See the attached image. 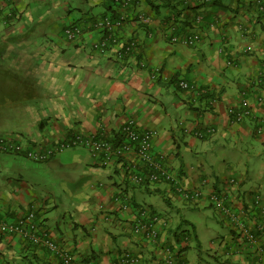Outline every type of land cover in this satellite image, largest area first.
<instances>
[{
	"label": "crops",
	"instance_id": "obj_1",
	"mask_svg": "<svg viewBox=\"0 0 264 264\" xmlns=\"http://www.w3.org/2000/svg\"><path fill=\"white\" fill-rule=\"evenodd\" d=\"M240 1L197 0L172 7L163 0H135L116 11L108 7L106 0H0V58L7 60L3 61L6 72L15 74L11 70L15 63L10 66L8 60L12 63L16 54L26 53L27 34H34V28L44 22L54 26L52 34L42 31L43 40L32 41L34 45L47 44L34 47L40 50L39 66L32 62L16 65L29 72L22 71L21 76L28 74V78L35 74L41 80L38 89L25 77H17V87L23 90L20 95L29 101L21 106L29 109L23 108L25 116L19 129L16 126L7 132L19 135L25 145L43 148L74 132L112 137L131 119L138 129L156 132L154 154L164 160L168 170L185 187H198L205 194L212 190L221 192L236 209L249 205L256 193L264 200V158L250 170L253 164L247 162L240 168L238 160L218 156L214 150L224 145L219 141L236 139H250L248 145L255 139L257 147L264 150V12H259L250 0ZM48 3L59 16L45 18L48 11L41 8ZM136 12H143L146 21L138 23L134 18ZM105 13L124 17L123 40L133 37L139 40L127 61L116 62L111 50L100 54L85 49L98 40L95 32L75 42H69L63 35V28L70 21L86 25ZM196 15L202 16L199 25L192 21ZM171 20L177 23L173 31L169 29ZM192 31L200 35L195 46L172 43L169 39L173 34ZM147 32L152 35L148 37ZM42 47L47 50L43 54ZM10 49L16 53L9 52ZM152 68H158L160 73L155 80L149 77ZM179 79L192 87L179 88ZM202 90L209 92L201 93ZM241 92L250 113L236 121L232 110L239 105ZM210 94H214V101H209L213 98ZM34 110L40 116L29 117ZM206 128L213 131L208 133ZM197 129L204 133L202 138L195 136ZM78 149H73V157L86 165L87 179L81 188H76L81 201L74 202V211L64 210L62 218L48 213L49 208H57L56 203L49 205L46 198L40 202L38 198L32 199L25 187L11 182L0 185V217L15 220L33 207L39 226L58 246L95 264H122L118 258L124 252L138 257L135 264H161L170 246H177L182 261L189 264L184 252L190 241L187 230H193V226L190 228L187 220L182 227L183 220L174 223L147 206L158 215V237L153 242L132 234L124 223L144 206L137 200L139 193L162 194L165 202L175 207L171 199L180 198L169 184L162 181L134 184L118 165L117 171L114 167L106 169L97 165L86 150ZM129 157L134 158L132 154ZM104 174L108 182L99 178ZM230 179L236 184H231ZM124 202L130 206L126 210L121 209ZM186 204L195 209L210 207L227 222L205 197L199 204ZM228 231L227 236L212 238L209 248L215 252L213 259L207 255V259L194 264L263 262L264 236L259 240L262 248L259 254L255 246L246 244L230 226ZM180 235L183 238L188 235V239L181 240ZM0 264H61V261L16 234L0 233Z\"/></svg>",
	"mask_w": 264,
	"mask_h": 264
},
{
	"label": "built area",
	"instance_id": "obj_2",
	"mask_svg": "<svg viewBox=\"0 0 264 264\" xmlns=\"http://www.w3.org/2000/svg\"><path fill=\"white\" fill-rule=\"evenodd\" d=\"M135 0H106L108 7L117 11L124 9L134 3ZM174 2L176 0H167ZM197 0H182V2H195ZM262 1L257 0L260 4ZM262 10L261 8H259ZM117 14V12H116ZM138 23L146 21L143 12H136L134 16ZM202 16L196 15L193 18V23H201ZM125 24L123 16H113L110 13L102 14L95 17L86 25L81 23H70L63 28L64 37L67 40L74 41L84 37L89 32L97 33L98 40L92 43V46L99 52L112 51V54L122 61H127L126 58L132 56L135 52L139 40L136 37L123 40L121 37V29ZM175 20H171L169 29L172 31L177 27ZM151 32L147 33L150 37ZM199 33L192 31L185 34H173L170 36L172 43H178L184 46H195L198 42ZM230 63V62H227ZM144 65L142 61L139 62ZM157 68H152L149 72V77L154 78ZM177 85L181 89L191 88L185 80L179 79ZM205 92L204 90L201 93ZM260 100V98H258ZM215 99H212L214 101ZM248 101L244 97V92H241L239 105L232 110L233 119L241 120L244 116L250 113ZM121 142L116 146H112L105 138L96 135H88L81 137L80 135L68 138L49 148H36L24 146L21 143L15 142L11 137L0 135V152H16L35 160L42 161L50 157L52 154L63 150L64 148L80 144L87 149L94 162L101 167H110L118 163L126 179L132 183L140 185L143 183L153 184L155 182H166L172 188L174 193L184 202L190 204H199L205 197L212 206H216L226 218L229 226L238 232L246 244L255 246L256 251L260 254L262 248L259 245V240L264 236V203L259 194H254L252 204L236 209L233 203L226 198L221 192L211 191L204 193L202 189L187 188L180 180L173 175L167 168L162 158H156L153 152V138L156 135L154 130H140L136 127L133 120H128L121 127ZM212 128H206V132H212ZM260 131V128L258 129ZM195 136L203 137L204 133L197 129L194 132ZM132 154L134 158H130ZM124 159L121 161L120 159ZM125 161V162H124ZM231 184H236L234 179H230ZM118 199V198H115ZM129 204L124 202L121 204V209L126 210ZM35 210L33 207L20 215L17 219H8L0 217V233L1 234H16L28 241L32 245L40 248H45L50 253L56 255L61 264H95L89 259H80L68 250H64L58 246L43 230L35 219ZM131 233L140 236L144 240L150 242L156 241L158 237V215L151 211L148 207L142 206L136 210L135 217L124 220ZM185 240V237L183 238ZM175 245V244H174ZM166 256L161 264H184L181 259L180 250L177 246H170L166 249ZM122 264H135L139 261L138 257L124 252L118 258ZM261 264H264L262 262Z\"/></svg>",
	"mask_w": 264,
	"mask_h": 264
},
{
	"label": "rangeland",
	"instance_id": "obj_3",
	"mask_svg": "<svg viewBox=\"0 0 264 264\" xmlns=\"http://www.w3.org/2000/svg\"><path fill=\"white\" fill-rule=\"evenodd\" d=\"M49 4L50 3L41 8L42 10L46 9L45 11H48L45 18L51 19L52 17L55 18L56 16H59L60 13L50 9ZM3 14H5V12H3ZM71 22L73 21H70V23ZM42 31H46V33L50 35L54 32V26H47L46 22H44L41 27L34 28V34H27L24 38L27 46L26 53L21 54L20 56L16 54L15 59H12V63L11 60H8L10 66H13L12 64L15 63V66L11 69L15 74L6 72L7 69L4 68V66L7 60L0 58V135L10 136L15 142L19 143H23L19 138V135H15L13 132H7V130L16 126L19 129L20 122H23L24 120L23 117L25 116V111L29 109L24 108L21 105L24 103L26 104L29 101H24V97H21L20 93H23V90L17 87L19 82L17 83L16 79L17 77H25L33 88L38 89L41 79L35 74L34 76L29 75L28 78V74L21 76L20 73H22V71L29 72L27 69L21 71L17 66L20 64L26 65L28 62L35 63L36 66H39L40 58L38 53L40 50L34 47H38L39 45L45 47L47 44H40L37 42L34 45L32 41L35 39L43 40L40 37L43 35ZM1 35L2 34H0V36ZM92 43L93 42L88 44L90 48L85 46V49L87 48L88 51L89 49L92 51ZM44 50L46 49L41 50L42 54L44 53ZM9 52H13L12 54L16 53L14 49H10ZM29 67H31V65H29ZM19 81L25 83L22 78H20ZM34 112L35 113L29 115V117L40 116L37 110H34ZM250 142V139L221 140L218 143L224 145L218 146L214 150L218 156L238 160L240 162V168H242V164L244 165L247 162H249L250 165L253 164V167L251 166L250 168V170H252L257 166V161L261 160L260 158H264V154H260L264 153V150L257 147V141L255 139L252 140V145H248ZM78 150L84 152V149L82 148ZM73 154V148H67L54 153L52 157L53 159L50 161H35L21 154L0 152V185L11 184L12 182L13 184L25 187L32 199L38 198L40 202L41 199L46 198L47 204L51 205L52 203H56L57 208H49L48 213L53 212V214H57L62 218L64 210L74 211V202L77 203L81 201V194L77 192L76 188H81V184L87 179L84 176V170L87 169L86 165L80 160H75ZM106 169L110 168L106 167ZM99 178H102L105 182L109 181L105 174L99 175ZM137 200L141 205L148 206L154 209V211L170 217L174 223L179 222L180 220H187L193 226V230L190 232L188 247L184 252V256L189 264H194L202 259H207V255H211L212 258L213 253H215L214 250L209 248L212 238L217 237L218 235L227 236L229 233V224L226 221H222L218 213L210 207L195 209L180 201L181 199H171L172 204L175 206L171 207L165 202L162 194L159 193H139ZM248 204H252V199ZM68 206H70V208H68ZM185 223L186 222L184 221L182 227L186 226ZM180 239L184 240L182 235H180ZM212 259L211 261H213Z\"/></svg>",
	"mask_w": 264,
	"mask_h": 264
},
{
	"label": "trees",
	"instance_id": "obj_4",
	"mask_svg": "<svg viewBox=\"0 0 264 264\" xmlns=\"http://www.w3.org/2000/svg\"><path fill=\"white\" fill-rule=\"evenodd\" d=\"M166 4H168V5H172V7L173 6H178V5H183L184 4V2H182V0H176V1H172V2H170V1H167V0H163ZM236 3H238V2H241L240 0H234ZM251 1V3L252 4H254L255 5V7L257 8V10H259V12H264V0H261L262 2L260 3V4H258L257 3V0H250ZM188 3H190V2H188ZM188 3H185V4H188ZM259 8H261L262 10H260ZM200 24V23H199ZM83 38V37H82ZM66 39V38H65ZM199 39H200V35H199V38H198V42H199ZM67 40V39H66ZM68 41H70V40H68ZM74 41H76V40H74ZM197 42V43H198ZM93 50H95L96 52H98V53H100V54H108L109 53V51L106 53V52H99L97 49H95L94 47H93ZM111 56H113L112 58L117 62V60L118 61H121L122 62V60L121 59H117L113 54H111ZM159 70H158V68H157V70H156V72H155V76H154V78H153V80H155L158 76H159ZM152 79V78H151ZM178 86V85H177ZM179 87V86H178ZM205 92H209V91H205ZM206 93V94H207ZM205 94V95H206ZM209 96H211V97H213L212 99H215L214 97V94H210ZM212 99H210L209 101L211 102L212 101ZM209 102V103H210ZM122 127V126H121ZM121 127H120V129H119V131H118V135H117V133H115L114 134V136H112V137H105V136H103V135H101V134H84V133H71V134H68V135H66L64 138H62V139H60V140H57V141H55V142H53V143H51L50 145H48V146H43V148H49V147H53V146H55L56 144H59L61 141H64V140H66V139H68V138H72V137H74V136H77V135H80L81 137H85V136H88V135H96V136H98V137H101V138H105V139H107L108 141H109V143L112 145V146H116V145H118V144H120V142H121V136H122V133H121ZM202 131V130H201ZM202 138V137H201ZM19 143V142H18ZM22 145H24V146H26L25 144H23V143H21ZM29 147L31 146V145H28ZM31 147H34V146H31ZM36 148H41V147H36ZM67 148H73V149H76V148H82V149H84V150H86L87 151V149H85V147L84 146H82V145H80V144H77V145H71V146H68V147H66V148H64V149H67ZM63 149V150H64ZM62 151V150H61ZM60 152V151H59ZM88 152V151H87ZM13 153H16V152H13ZM57 153V152H56ZM89 153V152H88ZM16 154H21V153H16ZM22 155V154H21ZM53 155L54 154H52L50 157H48L47 159H45V160H42V161H48L49 159H51L52 157H53ZM155 155V154H154ZM155 157L156 158H161L160 156H158V155H155ZM119 160V159H118ZM118 160H117V163H118ZM121 161H123L124 159H120ZM125 162V161H124ZM117 163L115 162V164L114 165H112V166H110V167H114V169L117 171ZM97 164V163H96ZM98 165V164H97ZM119 167V166H118ZM105 168V167H104ZM123 173V172H122ZM124 175V174H123ZM145 184H147V183H143V184H141V185H145ZM165 201L167 200L166 198L164 199ZM36 215V214H35ZM35 219H36V217H35ZM37 220V219H36ZM190 225V228H191V224H189ZM192 230H187V232H191ZM9 235V234H8ZM188 239V235H185V240H187Z\"/></svg>",
	"mask_w": 264,
	"mask_h": 264
}]
</instances>
